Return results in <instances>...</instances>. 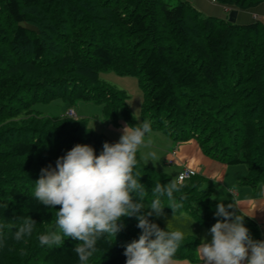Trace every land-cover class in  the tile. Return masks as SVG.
Returning <instances> with one entry per match:
<instances>
[{"label":"trees","instance_id":"obj_1","mask_svg":"<svg viewBox=\"0 0 264 264\" xmlns=\"http://www.w3.org/2000/svg\"><path fill=\"white\" fill-rule=\"evenodd\" d=\"M216 1L242 10L264 2ZM107 69L139 77L143 119L152 128L163 127L177 140L194 137L205 153L245 164L239 183L264 182V22L204 15L188 0H0V264H77L78 240L62 236L59 247L39 244L40 234L57 230L56 210L33 198L34 182L75 144H90L99 154L105 141H116L84 117L43 115L31 104L94 99L104 103L107 118L122 106L136 124L124 91L100 80ZM133 174L147 199L153 183L177 182L175 212L163 209H187L209 228L223 219L214 215L220 201L201 174L178 180L139 152ZM24 219L34 220L33 233L17 241L13 233ZM149 220L166 227L155 215ZM121 222L116 237L97 241L88 264H125L124 246L141 229L134 215ZM244 223L261 240L256 220L246 216ZM198 244L185 235L174 257L196 258Z\"/></svg>","mask_w":264,"mask_h":264},{"label":"clouds","instance_id":"obj_2","mask_svg":"<svg viewBox=\"0 0 264 264\" xmlns=\"http://www.w3.org/2000/svg\"><path fill=\"white\" fill-rule=\"evenodd\" d=\"M133 118L139 120L134 114ZM151 135V122L145 118L139 120L138 126L126 124L119 139L105 141L99 154L92 145L77 143L56 159L54 167H42L32 196L48 209L56 210L57 230L40 234L39 244L59 247L64 241L62 236L78 240L73 249L77 264H88L97 241L101 237H116L123 227L122 217L134 215L141 232L124 246L125 264H172L184 240V231L173 227L171 220L161 228L149 220V216L162 215L165 205L175 212L173 192L177 190V182L153 183L152 198L147 199L145 186L133 174L137 153L151 143ZM141 156L147 161H156L152 151ZM209 179L219 181L221 178ZM162 197L167 198V204ZM145 200L148 210L142 212ZM223 200L222 196L214 212L223 219H218L208 229L211 239L202 238L196 246L201 264H264V239H253L244 223V218L254 215L255 209L264 208V184L257 185L259 206L251 214L242 212L241 208L229 211L233 204L238 205L234 196L229 204ZM33 229L34 220L24 219L13 238L23 240Z\"/></svg>","mask_w":264,"mask_h":264},{"label":"rangeland","instance_id":"obj_3","mask_svg":"<svg viewBox=\"0 0 264 264\" xmlns=\"http://www.w3.org/2000/svg\"><path fill=\"white\" fill-rule=\"evenodd\" d=\"M99 77L100 80L106 83L108 86L113 87L116 90L124 91L125 106L128 108L129 112L132 115L134 114L136 117H139V120L143 119L144 90L137 75L119 74L113 69H107L101 71ZM31 107L43 115L50 116L61 115L65 112V110L73 108L76 112V117H84L87 120L89 126H91L96 132L102 133L114 139L115 141H117L122 134L123 127L126 124H131L127 121L122 106L117 107L115 118H107V115L104 111V103L94 99H77L75 102H67L61 98H56L49 102H34L31 104ZM139 120H136V124L131 125L138 126ZM150 140L151 143L147 147H142L138 151L139 154L141 155V153H146L148 151L154 152L156 154L155 162L152 160H145L158 170L169 174L173 178L177 177V165L183 158H181L179 155H177V157H173L171 155L172 151L175 149L178 152V147L180 144L186 145L191 143H194L200 152L209 157L211 160H214L220 164H226L227 166H240L244 168L245 172L242 174V176L247 173V166L243 163L227 164L218 158L205 153L198 140L194 137H190L187 140H177L174 139V137L163 127H154L152 128ZM168 159H172L173 163L167 164L166 161ZM242 176L238 177V179L236 178L232 186L234 189H238L240 186H246L250 188L254 194L255 190H257V185L251 186L248 184L239 183V180ZM258 184H264V182H260ZM225 189H228V186H226ZM217 193V195L220 197V191H217ZM212 198L215 199L214 196H212ZM234 206L235 204H233V207ZM145 207H147V203H145ZM156 217L166 226L171 220L173 227H180L184 231L185 235H194L199 239V243L202 238H206L208 240L211 239V234L208 232L209 227L187 209H182L179 213H172L163 209L162 215ZM260 234L262 238V233ZM250 235L253 239H256V237L251 233ZM172 264H201L197 248L196 258L189 259L173 257Z\"/></svg>","mask_w":264,"mask_h":264},{"label":"crops","instance_id":"obj_4","mask_svg":"<svg viewBox=\"0 0 264 264\" xmlns=\"http://www.w3.org/2000/svg\"><path fill=\"white\" fill-rule=\"evenodd\" d=\"M188 1H190L204 15L227 18L230 10L236 9L238 10L236 23L246 24L254 20H261L264 22V2H261L255 7L242 10L233 6L223 5L216 0ZM171 155L173 157L179 155L183 158L177 165L176 172L179 174L185 167H189L194 169L198 174H201L205 178L204 185L209 186L212 189L211 196H214L216 201H220V198L223 196V202L230 203L233 201L234 196V200L238 204L235 205V207L239 209L241 208L242 212L247 214H251L253 210L259 206L256 200L257 190H255V193L253 194V191L246 186H240L238 189H234L232 186L234 180L244 174V168L240 166H227L226 164H220L211 160L209 157L202 154L194 143L186 145L180 144L178 152L174 149ZM169 160H171V163ZM166 162L167 164H172L173 160L168 159ZM209 177L221 179L219 181H214L213 179H209ZM226 186H228V189H225ZM217 191H220V197L217 195ZM250 217L254 218L258 223L259 229L261 230L260 233H262L261 239H264V209H255L254 215Z\"/></svg>","mask_w":264,"mask_h":264},{"label":"built area","instance_id":"obj_5","mask_svg":"<svg viewBox=\"0 0 264 264\" xmlns=\"http://www.w3.org/2000/svg\"><path fill=\"white\" fill-rule=\"evenodd\" d=\"M65 115L69 117H76V112L73 108H69L65 111ZM171 163V160H169ZM197 172L189 167H185L179 174H178V180H185L196 174Z\"/></svg>","mask_w":264,"mask_h":264},{"label":"water","instance_id":"obj_6","mask_svg":"<svg viewBox=\"0 0 264 264\" xmlns=\"http://www.w3.org/2000/svg\"><path fill=\"white\" fill-rule=\"evenodd\" d=\"M237 14H238V10L236 9L230 10L228 20L231 22H236Z\"/></svg>","mask_w":264,"mask_h":264}]
</instances>
